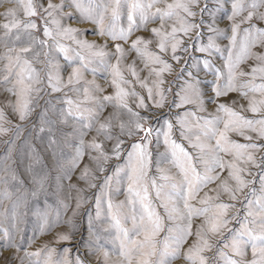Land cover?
<instances>
[{
	"label": "snow or ice",
	"instance_id": "obj_1",
	"mask_svg": "<svg viewBox=\"0 0 264 264\" xmlns=\"http://www.w3.org/2000/svg\"><path fill=\"white\" fill-rule=\"evenodd\" d=\"M10 2L0 24V136L15 132L0 157V204L14 183L24 191L13 210L41 196L50 209L49 178L58 191L80 174L68 185L77 195L67 219L71 205L59 200L54 214L37 210L31 237L0 225V262L264 264V0ZM34 114L53 162L29 145L26 187L16 161H5L23 128L13 121ZM82 210L87 238L71 260L65 247L54 261L50 242L29 250L60 224L68 230L54 241L73 240Z\"/></svg>",
	"mask_w": 264,
	"mask_h": 264
},
{
	"label": "rangeland",
	"instance_id": "obj_2",
	"mask_svg": "<svg viewBox=\"0 0 264 264\" xmlns=\"http://www.w3.org/2000/svg\"><path fill=\"white\" fill-rule=\"evenodd\" d=\"M54 2H59V0H54ZM14 2H10V0H3L2 3H0V24H3L6 22L5 17L2 15L7 8L10 7H15ZM21 18L23 19L24 17L21 15ZM219 27L223 28L226 26L227 21L225 20L223 23H219ZM81 27H89L90 25L88 24H83L80 25ZM157 26L156 24H150L149 27H155ZM2 29H0V33H2ZM139 35H148V33L144 32L141 30V32L137 33ZM89 39H96L98 42L103 43L102 37H93L89 36ZM206 42V41H205ZM219 43H227V41H218ZM3 49L0 48V52H2ZM135 54H133L134 56ZM218 60V58H215ZM61 63H63V60H61ZM252 62L250 61L249 64ZM247 70V69H246ZM174 75V74H173ZM203 76L204 74L201 73ZM88 78L91 79V75H88ZM166 79H172V76L166 75ZM207 79H211V76H208ZM98 82L103 84V80H99ZM257 83H260L261 81L259 78H257ZM140 91V89H137ZM111 91V89H109ZM141 94H144L141 92ZM239 93H230L228 99H239ZM257 98H259L257 94ZM240 102L247 106V100L241 99ZM43 104V101H41ZM40 111L39 108L36 109V113ZM174 111H181V110H174ZM249 117H252V113H245ZM55 119V116L52 117ZM13 123H19L22 124V132L19 136V139H16L15 145L12 151V159L5 161V164H12V161L15 160L16 164L14 167L16 168L17 172L20 175V178L25 181V186H30L29 184V179H28V173L25 172V167L31 162L30 161V148L29 145H34L40 152L41 156L43 157V161L45 164H47L49 167L52 166L53 162V157L51 155V151L47 150V145L46 143H42L40 139H37V132L33 131V125L37 124L38 121L36 120L35 114L33 117H31L28 121H19V120H14ZM10 127V126H9ZM67 131H71V129H66ZM15 132V129L13 128L12 131H10L8 134L0 136V157H3L6 154L8 144L7 141L13 138V134ZM43 136V134H41ZM236 139H240L241 142H243V138L240 137H234ZM87 139V138H86ZM163 151V147L160 149ZM65 151H68L65 149ZM85 162H87V157H85ZM37 171L40 170L39 166H37ZM55 172L52 173V177L55 176ZM80 170L77 169L75 173L72 176V180H64L63 183V188L60 190H56L55 188V181L51 177L49 178V187H48V192L49 195L46 197L47 202L49 205L52 207L50 209H46L44 205V200L45 197L41 196L39 198V201H33L30 198L28 201L25 202H20L15 210L12 208V204L17 200V197L24 191L23 188L20 189V192H16V188L19 187V185L16 184H10V190L13 191V196L11 199H6L3 200L2 204H0V225H2L5 228H9V230L12 229V225L15 222V225L17 228L21 229L20 235H26L28 237H31L34 232L38 230V227L42 223V218L41 215L37 214V210H39V213L42 214L45 211H48L51 214H54L57 209L60 208V205L58 204L59 200H63L65 203H68L71 205V207L67 210V213L65 214V219L67 217L72 215V209L75 207L76 203V195L77 192L75 189L70 188L68 185L69 183H77V178L79 177ZM0 175H4V173H0ZM102 175V174H100ZM79 187L84 188L86 187L84 181L79 182ZM4 185L0 184V189H2ZM91 192H95V189H92ZM86 193V194H91ZM55 193V194H53ZM120 199H123V197H120ZM91 204L85 205L84 208L90 207ZM239 207V205H238ZM62 210V209H61ZM13 211L15 212V221H13ZM52 219V215H49V220ZM77 222L80 225L79 231L75 234L74 239L71 241H61L59 243H56L54 241V237L56 233L58 232H63L68 230V226L64 224L57 225L56 228H54L51 232H46L43 235H40L38 239L33 243L30 247V251H34L38 248H40L45 242H50L51 247L56 248V253L53 255L52 259L59 260L61 259V253L62 249L67 247L70 248L72 251L68 255V259L71 260L73 255L76 252L77 247H80L81 244V239L82 237L87 238V223L86 220L84 219L83 216V210L81 212V216L77 218ZM19 239V236L17 237ZM103 243V241H101ZM81 251H83V248H81ZM5 256L9 255L8 252L4 253ZM249 259H251V254L249 252ZM119 257L115 254L112 255V260L117 261ZM2 264V262H0ZM173 264H185V261L183 259H179L176 261H173Z\"/></svg>",
	"mask_w": 264,
	"mask_h": 264
}]
</instances>
